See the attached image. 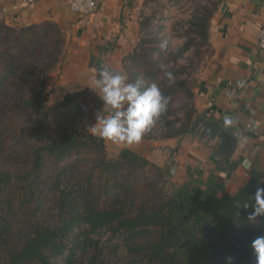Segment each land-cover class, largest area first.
<instances>
[{
	"label": "trees",
	"instance_id": "16d2710c",
	"mask_svg": "<svg viewBox=\"0 0 264 264\" xmlns=\"http://www.w3.org/2000/svg\"><path fill=\"white\" fill-rule=\"evenodd\" d=\"M169 2L182 10L167 30L164 0H146L139 39L122 57L129 82L156 83L169 98L146 140L194 129L191 75L217 6ZM65 43L55 22L0 21V264H257L251 244L264 236V217L249 221L251 206L238 205L264 188V174L252 170L235 193L220 194L189 174L173 180L127 147L109 158L106 139L90 133L106 110L95 89L46 103V76Z\"/></svg>",
	"mask_w": 264,
	"mask_h": 264
},
{
	"label": "crops",
	"instance_id": "0c3cea01",
	"mask_svg": "<svg viewBox=\"0 0 264 264\" xmlns=\"http://www.w3.org/2000/svg\"><path fill=\"white\" fill-rule=\"evenodd\" d=\"M68 1L34 0L30 5L0 0V21L6 24L52 21L65 32L62 59L46 76L47 104L89 87L91 76L105 64L123 72L122 57L139 39L138 23L146 8V0H98L96 11L82 16L70 9ZM210 1L217 6L210 19L209 48L191 75L194 118L201 117L231 135L235 147L227 152L219 137L201 136L195 128L182 136L141 139L131 145L105 143L107 149L108 143L117 148L107 150L111 155L122 147L132 149L170 170L177 182L189 174L202 188L231 194L252 170L264 174V49L257 46L264 0ZM108 113L106 106L105 116ZM226 116L233 119L232 125H225Z\"/></svg>",
	"mask_w": 264,
	"mask_h": 264
},
{
	"label": "clouds",
	"instance_id": "9594fccd",
	"mask_svg": "<svg viewBox=\"0 0 264 264\" xmlns=\"http://www.w3.org/2000/svg\"><path fill=\"white\" fill-rule=\"evenodd\" d=\"M163 77L169 83L175 82L171 71L161 66ZM92 90L98 89L100 100L109 109L107 116L97 115L96 122L90 127V133L101 139L116 143H139L147 131L167 109L169 98L156 83L145 85L140 79L129 82L121 71L110 68L107 64L98 68L88 84ZM225 125L234 123L231 117L224 118ZM254 201V202H253ZM252 211L248 220L264 217V188H257L251 201L238 205ZM251 247L256 255L257 264H264V236L252 241ZM227 264H233V258L227 257Z\"/></svg>",
	"mask_w": 264,
	"mask_h": 264
},
{
	"label": "water",
	"instance_id": "95a60500",
	"mask_svg": "<svg viewBox=\"0 0 264 264\" xmlns=\"http://www.w3.org/2000/svg\"><path fill=\"white\" fill-rule=\"evenodd\" d=\"M192 126L196 131L199 132L201 136H210L213 138L219 137L221 140V145L228 151L235 147L234 138L226 132L221 131L219 128L214 126L208 121H205L201 117L194 118Z\"/></svg>",
	"mask_w": 264,
	"mask_h": 264
},
{
	"label": "built area",
	"instance_id": "2783aa9c",
	"mask_svg": "<svg viewBox=\"0 0 264 264\" xmlns=\"http://www.w3.org/2000/svg\"><path fill=\"white\" fill-rule=\"evenodd\" d=\"M27 4H32L34 0H23ZM70 9L79 15H89L96 11L98 0H69ZM257 46L264 49V22L261 24L258 31Z\"/></svg>",
	"mask_w": 264,
	"mask_h": 264
},
{
	"label": "rangeland",
	"instance_id": "374dc122",
	"mask_svg": "<svg viewBox=\"0 0 264 264\" xmlns=\"http://www.w3.org/2000/svg\"><path fill=\"white\" fill-rule=\"evenodd\" d=\"M164 4H165L164 14H166V17L169 15L170 18L169 19L165 18L162 22L166 25V29L169 30L170 27H171L172 22L181 13L182 8H178L177 6H172L171 3L169 2V0H164ZM149 6H150V3L146 5V8L144 9L145 12H147L149 10ZM171 16H172V18H171ZM180 42L181 41H179V39L173 38V43L174 44H177V43L179 44ZM48 89H49V87H48ZM51 91H52V89H51ZM48 95H49L48 97H49V100H50L52 98V96H50V94H48ZM47 101H48V99H47ZM48 103H49V105L51 104L50 102H48ZM112 146L113 145L108 143V149L106 148V152H107V155H108L109 158L114 157L113 155H111L109 153V151L110 152H114V149H117L114 146H113V148H110ZM107 150H109V151H107Z\"/></svg>",
	"mask_w": 264,
	"mask_h": 264
}]
</instances>
